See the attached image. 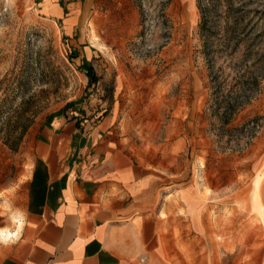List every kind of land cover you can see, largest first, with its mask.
I'll use <instances>...</instances> for the list:
<instances>
[{
    "label": "rangeland",
    "instance_id": "374dc122",
    "mask_svg": "<svg viewBox=\"0 0 264 264\" xmlns=\"http://www.w3.org/2000/svg\"><path fill=\"white\" fill-rule=\"evenodd\" d=\"M196 4L96 0L67 36L29 0L0 2V229L16 227L34 133L77 111L173 184L156 264H264V0Z\"/></svg>",
    "mask_w": 264,
    "mask_h": 264
},
{
    "label": "crops",
    "instance_id": "0c3cea01",
    "mask_svg": "<svg viewBox=\"0 0 264 264\" xmlns=\"http://www.w3.org/2000/svg\"><path fill=\"white\" fill-rule=\"evenodd\" d=\"M29 1L41 18L74 36L96 0ZM174 5L197 16L196 0ZM32 142L17 228L3 227L11 232L0 264H156L165 257L164 228L179 208L167 199L173 184L164 186L161 175L138 162L117 132L77 111L59 112ZM183 191L188 200L191 188Z\"/></svg>",
    "mask_w": 264,
    "mask_h": 264
},
{
    "label": "trees",
    "instance_id": "16d2710c",
    "mask_svg": "<svg viewBox=\"0 0 264 264\" xmlns=\"http://www.w3.org/2000/svg\"><path fill=\"white\" fill-rule=\"evenodd\" d=\"M200 8V6H199ZM201 9V8H200ZM204 19V18H203ZM202 24H203V21H202ZM89 69L87 70V76L89 77L90 79V82L93 83L94 81L97 80L96 76L94 75V72H93V68L91 66H88L86 65ZM239 104H236V106H231V105H228L226 106V118H225V122H229L231 116L236 112V108L239 107L237 106ZM25 131V128L24 130L22 131V133H24ZM21 137V136H20ZM20 139V138H19ZM18 139V140H19ZM18 140L16 142H13V144H11L13 147H16L17 146V143H18Z\"/></svg>",
    "mask_w": 264,
    "mask_h": 264
},
{
    "label": "bare ground",
    "instance_id": "6f19581e",
    "mask_svg": "<svg viewBox=\"0 0 264 264\" xmlns=\"http://www.w3.org/2000/svg\"><path fill=\"white\" fill-rule=\"evenodd\" d=\"M7 236V229L6 228H2L0 229V237L2 240H5Z\"/></svg>",
    "mask_w": 264,
    "mask_h": 264
},
{
    "label": "built area",
    "instance_id": "2783aa9c",
    "mask_svg": "<svg viewBox=\"0 0 264 264\" xmlns=\"http://www.w3.org/2000/svg\"><path fill=\"white\" fill-rule=\"evenodd\" d=\"M3 0H0V2H2Z\"/></svg>",
    "mask_w": 264,
    "mask_h": 264
}]
</instances>
